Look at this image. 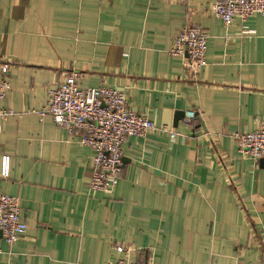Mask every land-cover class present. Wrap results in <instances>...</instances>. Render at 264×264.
<instances>
[{
  "label": "crops",
  "instance_id": "0c3cea01",
  "mask_svg": "<svg viewBox=\"0 0 264 264\" xmlns=\"http://www.w3.org/2000/svg\"><path fill=\"white\" fill-rule=\"evenodd\" d=\"M213 3L0 0V107L15 113L0 128V194L19 199L28 226L11 246L0 239V264H264V159H242L234 139L264 123V17L245 36ZM185 26L208 35L195 75L169 54ZM71 73L180 134L129 137L112 193H88L93 152L35 114Z\"/></svg>",
  "mask_w": 264,
  "mask_h": 264
},
{
  "label": "built area",
  "instance_id": "2783aa9c",
  "mask_svg": "<svg viewBox=\"0 0 264 264\" xmlns=\"http://www.w3.org/2000/svg\"><path fill=\"white\" fill-rule=\"evenodd\" d=\"M213 15L224 28L238 21L242 34L253 35L246 22L253 16L264 17V0H214ZM208 35L198 26H185L175 35L169 54L183 60L189 74H197L206 65ZM77 73H71L47 91V102L35 112L40 118H50L56 125L75 136L78 144L93 152L88 193H112L122 178V148L129 137L143 138L151 131L166 134L174 141L180 134L167 126L155 127L144 115L133 111L126 93L115 88L82 89L76 84ZM10 84L5 68H0V104L6 98ZM15 113L0 107L2 123ZM195 118L193 111L185 113L188 127ZM237 151L242 159L253 162L264 159V123L250 133L235 134ZM8 159L4 158L1 175L7 177ZM17 197L0 194V234L8 246L25 237L28 226L20 218ZM118 253L123 247H116ZM107 264H139L118 259ZM242 264V263H235Z\"/></svg>",
  "mask_w": 264,
  "mask_h": 264
},
{
  "label": "water",
  "instance_id": "95a60500",
  "mask_svg": "<svg viewBox=\"0 0 264 264\" xmlns=\"http://www.w3.org/2000/svg\"><path fill=\"white\" fill-rule=\"evenodd\" d=\"M177 115H180V116H184V113H178ZM0 238H1V234H0ZM144 264H146V262L144 263Z\"/></svg>",
  "mask_w": 264,
  "mask_h": 264
}]
</instances>
